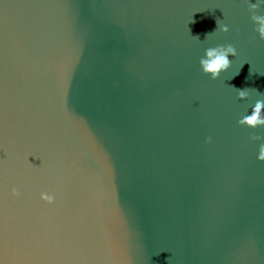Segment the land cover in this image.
Listing matches in <instances>:
<instances>
[{"label":"water","instance_id":"1","mask_svg":"<svg viewBox=\"0 0 264 264\" xmlns=\"http://www.w3.org/2000/svg\"><path fill=\"white\" fill-rule=\"evenodd\" d=\"M257 2L0 0V264H264Z\"/></svg>","mask_w":264,"mask_h":264},{"label":"clouds","instance_id":"2","mask_svg":"<svg viewBox=\"0 0 264 264\" xmlns=\"http://www.w3.org/2000/svg\"><path fill=\"white\" fill-rule=\"evenodd\" d=\"M261 3H264V0H258L257 3H249V9L252 11V19L258 24L256 31L259 33L260 38L264 39V15L257 14V10L260 8ZM222 31L228 32L229 26L224 24L221 26ZM223 50V51H221ZM232 56L237 55V49L232 45L228 44L227 46L220 45L213 48H208L206 50V58H201L200 64L202 66L203 71L206 74H211L213 79H217L220 77L222 71H226L231 66V61L228 58V54ZM238 94L240 98H247L249 96L248 88L238 89ZM264 109V100H258L255 103V106L250 115L244 116L239 123L241 125H248L251 127H256L260 125H264V118L260 117V111ZM254 140L262 139L259 136H253ZM212 140L211 137L208 138V142L210 143ZM258 159L264 161V144H261ZM15 194H19L17 189H13ZM42 199L48 201L49 203L54 202L55 197L49 195L48 193H42Z\"/></svg>","mask_w":264,"mask_h":264}]
</instances>
